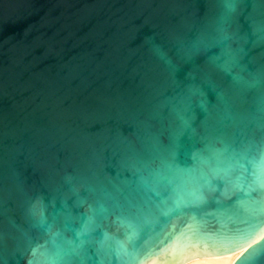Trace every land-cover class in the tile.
<instances>
[{"label": "water", "instance_id": "95a60500", "mask_svg": "<svg viewBox=\"0 0 264 264\" xmlns=\"http://www.w3.org/2000/svg\"><path fill=\"white\" fill-rule=\"evenodd\" d=\"M264 264V0H0V264Z\"/></svg>", "mask_w": 264, "mask_h": 264}, {"label": "bare ground", "instance_id": "6f19581e", "mask_svg": "<svg viewBox=\"0 0 264 264\" xmlns=\"http://www.w3.org/2000/svg\"><path fill=\"white\" fill-rule=\"evenodd\" d=\"M244 250L237 253L226 255L223 257H204L188 261L177 262L175 264H234V262L242 255Z\"/></svg>", "mask_w": 264, "mask_h": 264}, {"label": "clouds", "instance_id": "9594fccd", "mask_svg": "<svg viewBox=\"0 0 264 264\" xmlns=\"http://www.w3.org/2000/svg\"><path fill=\"white\" fill-rule=\"evenodd\" d=\"M237 264H238V262H237Z\"/></svg>", "mask_w": 264, "mask_h": 264}]
</instances>
